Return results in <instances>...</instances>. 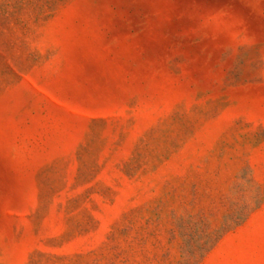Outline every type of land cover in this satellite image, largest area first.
Masks as SVG:
<instances>
[{
  "label": "rangeland",
  "instance_id": "374dc122",
  "mask_svg": "<svg viewBox=\"0 0 264 264\" xmlns=\"http://www.w3.org/2000/svg\"><path fill=\"white\" fill-rule=\"evenodd\" d=\"M0 264H264V0H0Z\"/></svg>",
  "mask_w": 264,
  "mask_h": 264
}]
</instances>
